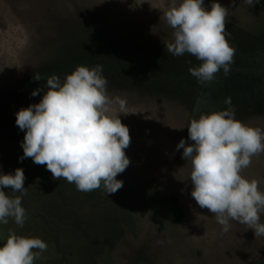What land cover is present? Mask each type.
<instances>
[{
	"label": "rangeland",
	"instance_id": "obj_1",
	"mask_svg": "<svg viewBox=\"0 0 264 264\" xmlns=\"http://www.w3.org/2000/svg\"><path fill=\"white\" fill-rule=\"evenodd\" d=\"M180 2L0 0V173L22 168L27 190L24 225L10 218L0 237L6 242L12 230L45 241L34 264H264V236L235 220L224 231L196 204L190 161L176 150L202 113L231 107L237 120L264 130V0H205L228 7L225 36L235 49L227 75L221 69L206 84L189 72L201 61L164 48L174 31L165 13ZM78 65H101L109 95L127 102L122 112L114 106L131 136L130 165L114 194L103 185L79 191L31 158L18 160L25 132L16 113L40 101L43 92L31 93L48 76L63 80ZM241 175L264 192V152Z\"/></svg>",
	"mask_w": 264,
	"mask_h": 264
},
{
	"label": "clouds",
	"instance_id": "obj_2",
	"mask_svg": "<svg viewBox=\"0 0 264 264\" xmlns=\"http://www.w3.org/2000/svg\"><path fill=\"white\" fill-rule=\"evenodd\" d=\"M245 2L255 5L260 0ZM227 15L228 7L219 2L206 7L205 0H181L165 13L174 31L173 41L164 48L173 56L187 53L201 61L189 68L200 84L213 81L221 69L225 75L230 71L235 49L225 36ZM102 73L101 65H78L63 80L52 74L32 91V96L43 95L38 103L16 113L15 123L25 132L23 156L18 160L31 158L34 164L46 166L53 180L63 178L79 191L103 185L106 194H114L123 186L117 176L130 165L125 150L131 136L114 107L122 112L127 102L109 95L108 80ZM33 79L44 77L36 73ZM225 103L230 105V98ZM187 133V140L181 138L176 150L182 149V159L190 161L191 197L196 204L214 214L224 231L235 220L247 225L254 236H264V223L260 222L264 192L257 180L241 175L251 158L264 152V130L237 120L230 107L191 119ZM25 180L22 168L0 173V223L8 224L11 218L16 225H24ZM9 191L19 195H9ZM47 248L41 238L10 230L0 246V264H34Z\"/></svg>",
	"mask_w": 264,
	"mask_h": 264
},
{
	"label": "trees",
	"instance_id": "obj_3",
	"mask_svg": "<svg viewBox=\"0 0 264 264\" xmlns=\"http://www.w3.org/2000/svg\"><path fill=\"white\" fill-rule=\"evenodd\" d=\"M176 217H177L178 219H181L180 211H178V210H177V212H176ZM4 243H5V242L2 241V239L0 238V246H3Z\"/></svg>",
	"mask_w": 264,
	"mask_h": 264
},
{
	"label": "crops",
	"instance_id": "obj_4",
	"mask_svg": "<svg viewBox=\"0 0 264 264\" xmlns=\"http://www.w3.org/2000/svg\"><path fill=\"white\" fill-rule=\"evenodd\" d=\"M1 238V237H0ZM3 241V240H2Z\"/></svg>",
	"mask_w": 264,
	"mask_h": 264
}]
</instances>
